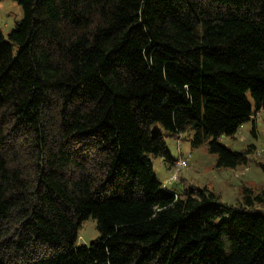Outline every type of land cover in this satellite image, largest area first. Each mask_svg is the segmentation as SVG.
<instances>
[{
  "label": "trees",
  "instance_id": "trees-1",
  "mask_svg": "<svg viewBox=\"0 0 264 264\" xmlns=\"http://www.w3.org/2000/svg\"><path fill=\"white\" fill-rule=\"evenodd\" d=\"M4 1L0 264H264V189L226 204L154 169L168 138L247 165L218 140L264 110V0Z\"/></svg>",
  "mask_w": 264,
  "mask_h": 264
},
{
  "label": "rangeland",
  "instance_id": "rangeland-1",
  "mask_svg": "<svg viewBox=\"0 0 264 264\" xmlns=\"http://www.w3.org/2000/svg\"><path fill=\"white\" fill-rule=\"evenodd\" d=\"M23 18L22 8L13 1L0 3V30L7 37ZM219 143L232 151H241L254 146L252 154L248 156L246 166L236 169L216 168V156L209 153L208 144L193 149L185 138L180 144L177 139H166L168 151L172 158L182 156L188 159V167L177 173L178 183L170 182L172 191L182 189L203 188L209 186L221 196L226 204H235L243 196L244 188H249L255 195L264 189V110L255 115V126L252 121L246 122L240 127L233 137H222ZM181 152V154L179 153ZM154 169L160 181L170 179L176 173L175 167L164 164L160 158L154 159ZM181 183V181H183ZM260 210L262 207H258ZM99 237L96 221L89 219L83 222L77 240V246L89 245Z\"/></svg>",
  "mask_w": 264,
  "mask_h": 264
},
{
  "label": "built area",
  "instance_id": "built-area-1",
  "mask_svg": "<svg viewBox=\"0 0 264 264\" xmlns=\"http://www.w3.org/2000/svg\"><path fill=\"white\" fill-rule=\"evenodd\" d=\"M180 141H181V139L178 140V144H180ZM174 167H175L176 173H175L173 176L170 177L169 181L166 180V181L164 182V186H166V187L170 184V182H173V181L175 182V180L177 179V173H178L180 170H182V169L188 167V159H186V158H184V157H180V158L177 159L176 162L174 163Z\"/></svg>",
  "mask_w": 264,
  "mask_h": 264
},
{
  "label": "crops",
  "instance_id": "crops-1",
  "mask_svg": "<svg viewBox=\"0 0 264 264\" xmlns=\"http://www.w3.org/2000/svg\"><path fill=\"white\" fill-rule=\"evenodd\" d=\"M165 181H166V180H165ZM165 181H163V183H164Z\"/></svg>",
  "mask_w": 264,
  "mask_h": 264
}]
</instances>
